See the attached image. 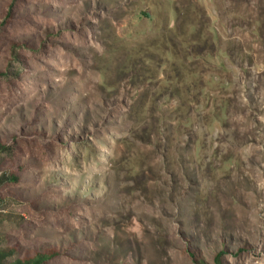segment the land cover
Listing matches in <instances>:
<instances>
[{"label": "rangeland", "instance_id": "rangeland-1", "mask_svg": "<svg viewBox=\"0 0 264 264\" xmlns=\"http://www.w3.org/2000/svg\"><path fill=\"white\" fill-rule=\"evenodd\" d=\"M0 244L46 264H264V0H0Z\"/></svg>", "mask_w": 264, "mask_h": 264}, {"label": "trees", "instance_id": "trees-1", "mask_svg": "<svg viewBox=\"0 0 264 264\" xmlns=\"http://www.w3.org/2000/svg\"><path fill=\"white\" fill-rule=\"evenodd\" d=\"M6 150V147L0 141V155ZM3 174L0 176V184H3L8 181L17 182L19 177L15 175H8L4 169L2 162ZM19 250L17 246L11 247H1L0 244V264H46L49 260L59 256L61 254L60 250L57 248H49L46 250H38L34 255H25L23 257H17L12 261H9V258H12L16 252Z\"/></svg>", "mask_w": 264, "mask_h": 264}, {"label": "built area", "instance_id": "built-area-1", "mask_svg": "<svg viewBox=\"0 0 264 264\" xmlns=\"http://www.w3.org/2000/svg\"><path fill=\"white\" fill-rule=\"evenodd\" d=\"M3 174V168H2V162H1V159H0V176H2Z\"/></svg>", "mask_w": 264, "mask_h": 264}]
</instances>
